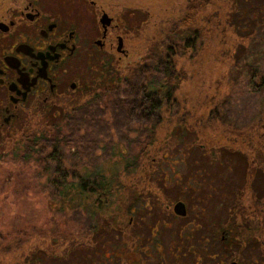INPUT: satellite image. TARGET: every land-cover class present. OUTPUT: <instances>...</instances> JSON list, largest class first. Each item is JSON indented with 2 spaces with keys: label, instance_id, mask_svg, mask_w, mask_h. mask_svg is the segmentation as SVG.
Instances as JSON below:
<instances>
[{
  "label": "rangeland",
  "instance_id": "374dc122",
  "mask_svg": "<svg viewBox=\"0 0 264 264\" xmlns=\"http://www.w3.org/2000/svg\"><path fill=\"white\" fill-rule=\"evenodd\" d=\"M187 1L150 3L151 12L159 9L162 12L163 5L168 6V12L171 10L174 22L162 23L160 27L166 33L171 26L175 27L174 39L177 32H183L182 20L188 16L195 19L191 24L200 31L194 47H186L183 54L177 47L173 55L175 69L183 78L173 91L171 108L164 107L159 115L150 117L134 107L127 113L126 121L122 111L112 109L111 102L106 108L108 112L101 114L110 118L108 127L99 125L95 111L89 120H83L76 111L79 118H71L69 125L66 114L60 112V118L50 115L47 122H36L20 133L36 139L31 154L43 159L51 150L49 136L55 133L52 130L55 126L50 125L60 120V131L75 140L70 145L76 143L83 152L82 170L100 167L126 187L131 186L133 211L123 218L114 209L104 210V215L93 217L102 226L101 230L96 233L81 230L88 218L61 204L55 186V175L61 178L64 169L53 164L52 177L40 169L41 177L35 178L36 162L31 158L28 161L23 155L24 138L19 136V148L10 142L0 146V264H91L94 258L102 260L98 264H113L109 260L113 254L106 257L99 251L106 250L109 254L107 250L116 248L104 239L117 241L111 236L94 237V234L149 233L156 219L153 230L160 234H173L177 230L196 234L221 232L222 225L232 215L240 219L237 205L246 207L249 213L246 223H252L255 229L250 231V239L237 237L230 252L222 254V260L226 261L224 264L231 260L240 264H264V120L262 124H245L243 118L250 120L257 104L251 102L249 86L244 93L235 92L244 71L241 63H264V0ZM190 6L193 7L190 9ZM150 20L144 36L149 43L155 41L153 31L147 27H153ZM162 39L171 41L167 34ZM145 49L146 56L149 50ZM132 77L135 75L128 76V83L107 85L106 98H113L116 103L120 97L136 93ZM114 109L116 116L111 112ZM211 110L217 114L212 124L208 123L202 132L194 129L207 122ZM148 120H152L149 125L154 124L153 132L142 127ZM236 127L243 128V134L237 133ZM126 136L133 140L130 146ZM227 141L235 142L231 149L243 147L250 154L246 170L251 172V165H255V171H244L237 154L232 153L231 157L223 154L222 147ZM240 141H245V146ZM120 150L123 155L119 154ZM140 151L143 154L138 156ZM130 153L135 155L137 166L128 172L124 158L131 156ZM64 180L71 179L66 176ZM115 189L121 188L116 184ZM123 192L128 197V189ZM178 200L185 203L187 215L173 213L172 203ZM204 205L209 209L206 217L200 215V207ZM256 207L258 216L253 217L251 212ZM120 217L126 224L131 217L127 228L121 229L117 224ZM107 222L117 229L111 226L107 229Z\"/></svg>",
  "mask_w": 264,
  "mask_h": 264
},
{
  "label": "flooded vegetation",
  "instance_id": "af4514ba",
  "mask_svg": "<svg viewBox=\"0 0 264 264\" xmlns=\"http://www.w3.org/2000/svg\"><path fill=\"white\" fill-rule=\"evenodd\" d=\"M156 1L0 0V146L10 142L19 148V136L24 143L31 140L20 134L22 130L36 122H47L51 116L59 117L60 112H76L87 106L93 96L89 93L92 87L115 83L118 76L127 83L128 74L144 64L174 63L178 43L172 34L176 29L171 26L166 33L160 27L173 21L171 10L168 12V6L163 5L162 12H151L150 3ZM188 17L193 23L195 19ZM150 18L153 27H147L153 31L155 41L149 43L144 36ZM165 33L171 41L162 39ZM190 43L183 42L193 47ZM145 48L149 50L146 56ZM58 122L50 126L60 127ZM178 201L172 203L173 213L187 215L183 201L185 214L174 210ZM200 209V215L206 217L208 207ZM258 212L256 207L251 213L257 217ZM157 222L149 233L94 234L117 241L104 239L116 248L107 250L109 254L106 250L99 252L106 257L113 254L109 259L113 264L226 263L222 254L230 252L233 240L225 232L177 230L160 234L153 230ZM94 259L91 264L102 261ZM231 263L240 264L236 260Z\"/></svg>",
  "mask_w": 264,
  "mask_h": 264
},
{
  "label": "trees",
  "instance_id": "16d2710c",
  "mask_svg": "<svg viewBox=\"0 0 264 264\" xmlns=\"http://www.w3.org/2000/svg\"><path fill=\"white\" fill-rule=\"evenodd\" d=\"M182 24L184 26V30L182 33H176L175 41L178 43V50L181 53L186 52L187 44H179L182 40L186 42H191L193 45L199 37V33L194 31V27L191 24V18L186 17L182 20ZM197 37V39H195ZM244 66V71L241 73V78L238 80V90L244 93L245 89L249 86V92L252 96L251 102L257 107L251 112L250 120L244 119L243 122L250 123L253 125L255 122L262 124L264 120V71L262 67H264V63H260L259 65L250 64V63H241ZM261 69V70H260ZM129 75H135L133 79V87L136 90L134 94H127L128 97L124 98L120 97L115 103V100L108 96V88L107 85H110L112 82H108L109 84L103 83L99 86H95L89 89V93H93V96L89 98V103L85 107H81L77 112L82 116V119H88L90 115L95 111L96 113V121L99 122V125L102 123L103 126L108 127V120L110 118L102 117L108 110L106 109L111 105V102L114 103L113 108H118V111H122V115H124V119H128L127 113L129 110L134 109V107H138L142 109V112L148 116L159 115V112L164 107L171 108L173 103V91L175 87H177V83L182 80V73L175 69V64H144L139 66L135 72H130ZM257 77L256 81L254 79ZM131 78V77H130ZM115 81L117 85L122 83L120 76ZM127 80L129 78L127 77ZM114 82V81H113ZM236 82V81H235ZM128 83V82H127ZM236 82L235 84H237ZM253 83V84H252ZM112 86V85H111ZM110 102V103H109ZM105 104V105H104ZM255 107V106H254ZM117 111V112H118ZM113 116H116L115 109L111 111ZM214 110H211L210 116H208L207 122L205 124H199L198 126H194V129H198L199 132H202L201 129H206L208 127V123L212 124L213 119L217 118V114L214 113ZM246 112H242L244 115ZM67 118L66 123L69 125V120L71 118L78 117L79 114L75 112H67L65 113ZM101 114H103L101 116ZM99 115V116H98ZM246 116L249 113L245 114ZM256 116L258 117L257 119ZM79 118V117H78ZM110 121V120H109ZM152 120L147 121V125L144 127L146 130L153 132L154 124L149 125ZM186 122V120H183ZM209 121V122H208ZM184 122H182L183 124ZM202 123V122H200ZM151 124V123H150ZM196 124V123H194ZM190 127H193L190 125ZM182 128V127H181ZM236 132L239 134H243V128L236 127ZM55 133L54 135L49 136V146L51 150L43 156V159H39V157H35L31 154V149L33 144L36 143V139L33 138L28 143H24L25 149L23 151V155L27 158H31L36 162L35 174L33 176L35 178H39L40 173L39 170H46V176L52 177L53 173V164L56 168L64 169L62 173V177L55 175L54 181L56 182V188L60 193V202L61 204H66L70 208L75 209L78 213L85 215L88 218V221L84 226L80 229H86V231H94V233L98 232L102 229V226H99L98 221H93V217L95 214L99 216L104 215V210L114 209L117 211L118 216L124 215L123 218L126 217L127 214L131 213L134 205V193L131 190V186H127L119 179H116L106 174L101 168H96L92 170H82V157L83 152L79 149L78 145L74 143V145H70V143L75 141L71 136L68 137L67 134L60 131V127L55 126V129H52ZM226 132V131H225ZM64 133V134H63ZM60 134V135H59ZM62 134V135H61ZM36 137V136H35ZM140 137H137V139ZM128 145L130 146L133 142L128 136L125 137ZM253 143V141H251ZM235 143V142H234ZM233 143V144H234ZM226 146L222 147L224 149L223 154L226 157H231L232 153L237 154L236 156L240 159V162H243L244 171L246 170V166L249 160V153L245 151V149H231L232 143H225ZM240 144L245 146V141H240ZM119 152V151H118ZM142 151L138 153V156L142 155ZM119 154H122V150H120ZM125 155V154H124ZM131 156L124 158V164L126 171H131L133 168L137 166V160L134 159L135 155L130 153ZM23 156V157H24ZM31 156V157H30ZM253 157V155H252ZM30 159V160H31ZM28 160V159H27ZM29 161V160H28ZM67 163L63 165V163ZM52 164V166H51ZM63 165V166H62ZM255 165H251V172L255 171ZM250 172V171H248ZM247 172V173H248ZM250 172V173H251ZM249 173V174H250ZM256 175V174H255ZM69 176L71 180L65 181V177ZM118 185L121 189L116 191L115 185ZM128 189V197L123 196L124 189ZM119 204V205H118ZM64 208V206H62ZM237 212L239 213L240 219H235L234 215L231 216L230 221L222 225V231L227 234V238L236 241L241 240L242 238L247 236V239H250L248 235L250 231L255 229L252 227V223H246L247 221V209L244 206L237 205ZM122 217H120L121 221H117V224L121 229L127 228L131 221L128 219L127 224L126 221H123ZM106 227L108 226L117 229L115 225L107 222ZM101 228V229H100ZM75 241V239H73Z\"/></svg>",
  "mask_w": 264,
  "mask_h": 264
},
{
  "label": "water",
  "instance_id": "95a60500",
  "mask_svg": "<svg viewBox=\"0 0 264 264\" xmlns=\"http://www.w3.org/2000/svg\"><path fill=\"white\" fill-rule=\"evenodd\" d=\"M174 210L176 211V213L178 214H185V208H184V203L182 201H178L175 205H174ZM234 264V263H231Z\"/></svg>",
  "mask_w": 264,
  "mask_h": 264
}]
</instances>
